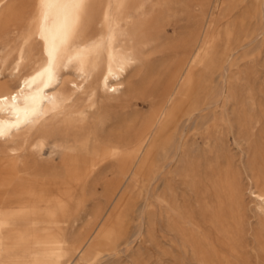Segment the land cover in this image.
<instances>
[{
    "label": "bare ground",
    "instance_id": "obj_1",
    "mask_svg": "<svg viewBox=\"0 0 264 264\" xmlns=\"http://www.w3.org/2000/svg\"><path fill=\"white\" fill-rule=\"evenodd\" d=\"M246 1L223 0V4L233 11ZM254 1L259 14L255 7L249 15L260 22L228 43L231 55L245 53L264 35V0ZM172 2L84 0L79 19L65 38L64 12L71 11L70 6L54 7L45 19L40 0H0V37L9 31L17 44L11 77L0 75V97L7 98L0 111L4 131L0 135V234L16 229L11 219L27 222L29 231L42 220L40 229L54 236L43 246L56 255L49 262L38 255L26 264H98L130 243L133 237L119 235L113 226L121 229L126 220V198L107 217L102 209L98 211L80 240L70 243L67 238V219L80 201V191L106 162L115 165L116 187L121 188L134 180L135 172L156 170L154 180L163 182L159 226L181 242L188 264H252L255 248L259 264H264V131L256 132L258 124H264V115L259 116L258 109L250 106L235 115L242 132L238 156L222 139L232 119L226 114L208 118L210 112L219 111L215 102L174 104L181 88L164 91L168 99L156 122H149L153 127L132 128L128 113L112 123L104 111L125 88L129 68L138 63L143 25L161 21ZM208 43L205 33L203 63ZM0 60L6 61L1 56ZM194 69L191 66L187 72V80L193 78ZM208 124L218 127V133L195 137L192 131ZM168 174L183 175L185 189L167 186ZM247 191L252 207L244 200ZM116 195L112 189L106 199L108 210Z\"/></svg>",
    "mask_w": 264,
    "mask_h": 264
},
{
    "label": "rangeland",
    "instance_id": "obj_2",
    "mask_svg": "<svg viewBox=\"0 0 264 264\" xmlns=\"http://www.w3.org/2000/svg\"><path fill=\"white\" fill-rule=\"evenodd\" d=\"M255 7L256 13L259 14V5L257 6L254 0H247L233 11L227 9V5L223 4V0H173L168 13L161 21L156 24L149 22L143 25L142 41L137 46L138 63L136 67L129 68L125 88L121 89V93L116 99L104 107L105 113L111 116V121L113 119L112 123L118 116L127 115L128 113L130 116H127H129V123L132 128H143L148 124L153 127V123L156 122L168 99V95L164 91H168L169 88L174 90V87L181 88V93L176 97L174 104H178L180 101V103L215 102L217 106H220L219 111L210 112L208 118H217L226 114L232 119L228 123L229 126L227 125L224 128L222 139L228 148L238 156L241 153L238 144L242 143L240 139L242 138L241 128L236 121V118L240 115L239 111L254 106L255 109H258L256 113L259 116L264 115V35L246 51L247 53H239L236 56L228 53L227 45L228 43H234L242 36L243 29L259 24V17L254 18L249 15L250 10ZM164 9H166L165 6ZM205 33L209 43L208 56L203 63L200 59V51ZM12 36L13 33L4 31L0 37V56L6 59L4 64L0 60V75L6 77H11L12 60L16 55L15 46L17 44L13 41ZM168 63L169 65H166ZM191 66H195L193 78L187 80L186 74ZM138 73L140 74L138 75ZM137 80L140 82H137ZM133 82L134 84H132ZM259 108L263 112H260ZM235 115L238 116L235 118ZM258 125L256 132L261 134V131H264V124ZM212 126V124H208L198 130H193L192 133L196 132L195 137L198 139H201L204 134H217L219 128ZM216 129L217 131H215ZM199 132L202 134H199ZM106 164L99 167L98 171L89 179L88 185L82 189L83 191H80V201L77 202L73 214L67 219V238L70 243L80 240L86 234L98 217V211L102 209V215L107 217L113 207L121 199L126 198L129 203L126 220L121 229L116 224L113 226L119 235L126 233L127 236L133 237V239L129 244H123L119 248L120 252L118 251L116 255H113L110 259L106 258L98 264H188L184 248L183 246L180 247L181 242L174 238L169 230L161 231L162 229L159 226L160 202L158 195L163 182L154 180L156 170L147 169L143 172H135L132 175L134 180L128 181L126 187L121 188V186L116 187L118 171L115 165L109 162H106ZM173 178L176 183L172 181ZM244 179L247 187L248 178ZM183 182V175L177 177L167 175L166 184L169 187L180 186L179 191H183L182 188L185 189V186L182 185ZM112 189H115V194L118 196L112 197L113 203L108 210L109 205L106 204V199ZM247 193L248 191L245 192L244 200L249 207H252L253 202L248 195L249 193ZM142 222L145 227H143ZM10 225L16 229L6 230L0 234V264H26L38 255L43 261L48 262L56 257L50 249L43 246V242L52 240L54 236L51 232L40 229L44 225L42 220L35 221L37 228L30 231L25 230L28 225L24 221L11 219ZM258 253V248H255V251L251 250L252 264L260 263L261 258L257 257ZM173 256L177 257V260H175V257L173 259ZM164 257H169L168 261ZM66 258H63L64 262H67Z\"/></svg>",
    "mask_w": 264,
    "mask_h": 264
},
{
    "label": "snow or ice",
    "instance_id": "obj_3",
    "mask_svg": "<svg viewBox=\"0 0 264 264\" xmlns=\"http://www.w3.org/2000/svg\"><path fill=\"white\" fill-rule=\"evenodd\" d=\"M84 0H40L41 5L46 9L44 13V18L47 19L51 14V10L54 7H65L70 6L71 11H65V28L64 35L67 37L68 33L71 31L72 26H74L75 22L79 19V12L83 5ZM71 17V24L68 23V18ZM43 32V29H42ZM6 97H0V111L3 110V105L6 101ZM16 97L13 96L12 100L15 101ZM2 121H0V125H2ZM16 125H13L15 127ZM0 135H4L3 127L0 126Z\"/></svg>",
    "mask_w": 264,
    "mask_h": 264
}]
</instances>
